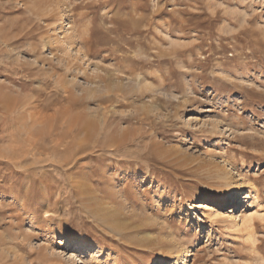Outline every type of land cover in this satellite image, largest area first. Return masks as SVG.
<instances>
[{
  "label": "rangeland",
  "instance_id": "374dc122",
  "mask_svg": "<svg viewBox=\"0 0 264 264\" xmlns=\"http://www.w3.org/2000/svg\"><path fill=\"white\" fill-rule=\"evenodd\" d=\"M160 226L264 264V0H0V264H159Z\"/></svg>",
  "mask_w": 264,
  "mask_h": 264
},
{
  "label": "bare ground",
  "instance_id": "6f19581e",
  "mask_svg": "<svg viewBox=\"0 0 264 264\" xmlns=\"http://www.w3.org/2000/svg\"><path fill=\"white\" fill-rule=\"evenodd\" d=\"M62 15L59 16V22H61L62 20ZM104 175H107L106 173ZM85 176V175H84ZM74 181V180H73ZM85 183V182H84ZM88 184V183H87ZM74 186H83L82 181L80 183H77ZM86 187V184L85 186ZM90 186H87V189L85 188H81L82 192H83V202H85L87 204V210L91 215H94L96 213V211H100L102 210L105 205L106 202H108L106 199H104L105 195H104V189H98V193L95 194L94 199L91 200L92 195L89 196V194L87 193L90 190ZM96 191V192H97ZM235 188L231 187V189L229 190L228 196L232 197L235 195L234 193ZM250 191V189L248 187H246L245 192L248 194ZM237 192V191H236ZM243 192V193H245ZM90 193V192H89ZM227 194V193H226ZM86 195L87 197L85 198ZM238 195V194H237ZM199 199H197V202L204 200V194L200 193L197 196ZM82 199V198H81ZM113 204H121V202H117V201H113ZM108 205V204H107ZM112 205V204H110ZM86 206V205H85ZM114 206V205H113ZM112 207V206H111ZM117 207V206H116ZM105 209V208H104ZM107 209V208H106ZM128 209V208H127ZM110 210V209H108ZM113 210V209H112ZM117 210V209H116ZM132 210V209H131ZM126 211V210H125ZM102 212H109V211H102ZM113 212V211H111ZM102 213L100 220H98V222L102 221L103 224L107 223L109 224V226L107 224H105L107 227H109V230L111 231L110 233H112V235L117 236V238L122 239L123 237H125V235L123 234L124 230H128L130 227H128V225H125L126 223L123 222L124 220H120L119 217H115L114 214L117 213ZM119 212V211H118ZM100 213V212H99ZM128 214V213H127ZM232 217V215H230ZM122 217V216H121ZM132 217V216H131ZM139 217V216H138ZM137 217V218H138ZM143 217V216H142ZM94 218V217H93ZM98 219V218H97ZM121 219H124L123 217ZM128 220V219H127ZM130 221V220H129ZM97 222V223H98ZM101 224V223H100ZM129 224V223H128ZM157 224V223H156ZM130 226V225H129ZM137 227V226H136ZM228 227V226H227ZM166 228V227H165ZM164 227H159L157 228V231L160 232L162 234L161 238L158 239L159 242H161L162 245H164L165 250H164V256L161 258L159 264H168L167 258L169 257H175V261L173 262V264H183V261L186 259V257L189 255V249L191 247V244H189V239H183V238H179L178 236H176L172 231L167 232V230ZM129 236L131 237V240H134V237L132 236V233H128ZM159 234V233H158ZM134 235V234H133ZM123 236V237H122ZM128 236V237H129ZM133 237V238H132ZM142 237V236H141ZM182 237V236H181ZM185 237V236H184ZM156 238V237H155ZM141 240V239H140ZM156 241V240H155Z\"/></svg>",
  "mask_w": 264,
  "mask_h": 264
}]
</instances>
